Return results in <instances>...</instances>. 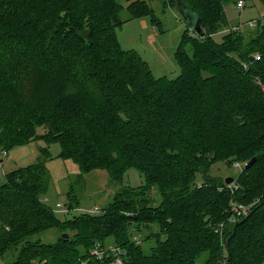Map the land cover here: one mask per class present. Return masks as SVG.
Instances as JSON below:
<instances>
[{
	"label": "trees",
	"instance_id": "trees-1",
	"mask_svg": "<svg viewBox=\"0 0 264 264\" xmlns=\"http://www.w3.org/2000/svg\"><path fill=\"white\" fill-rule=\"evenodd\" d=\"M164 1L197 16L203 31L181 33L175 78L155 77L120 46L117 0H0V150L41 138L80 174L102 169L121 181L133 167L144 178L97 212L60 219L42 198L52 156L41 147L40 161L0 185V254L16 255L5 264H110L111 254H91L109 242L122 264H264V21L215 41L230 0ZM126 10L154 21L145 0ZM253 156L236 188L207 175L215 162ZM66 197L64 213L79 208L72 186ZM231 200L251 205L235 216ZM221 221L220 240L212 225ZM50 228L54 241L31 238ZM141 229L156 239L149 252L133 239Z\"/></svg>",
	"mask_w": 264,
	"mask_h": 264
},
{
	"label": "rangeland",
	"instance_id": "rangeland-1",
	"mask_svg": "<svg viewBox=\"0 0 264 264\" xmlns=\"http://www.w3.org/2000/svg\"><path fill=\"white\" fill-rule=\"evenodd\" d=\"M130 1L132 0H117L122 5L119 16L124 20L119 26L115 27L120 46L126 50H135L147 62L155 77L175 78L180 73V68L174 59L173 52L179 43L181 33L187 28L191 30L190 19L187 20L184 12L164 0H145L153 8L154 21H151L148 16L129 18L126 6ZM224 11L227 17V25L213 35L215 41H220L222 35L231 26L240 25L239 28L247 29L252 27L247 26V22L255 21L259 17L263 19L264 4L260 0H244V6L239 8L234 0H230L224 4ZM185 12L187 11L185 10ZM189 14L187 13V15ZM37 132L42 133L43 128L38 127ZM44 146H47L52 158L45 160L49 180L47 190L42 198L45 197L44 202L54 210L56 216L60 219L69 218L94 206L102 209L107 206L115 191L121 186L136 187L144 183L141 173L133 167L125 171L121 181L111 180L102 169L80 174L77 163L71 159H62L56 156L60 151L58 143L54 142L47 145L41 138H35L29 143L15 145L3 154V162L0 164V185L5 181L3 174L6 172L40 161L42 159L40 148ZM243 166L244 163L242 162L232 164L223 161L215 162L210 166L207 175L220 180L233 177L232 184L236 185L235 179ZM202 180V176L198 174L197 183H201ZM71 186L77 194L80 206L69 213H64L61 211L62 207H58L57 203L65 206L66 194ZM151 203L155 204L153 198ZM238 203L244 205V203ZM208 208H211V206ZM204 219H207V215L204 216ZM223 222L212 225L213 233L220 240L222 239ZM151 229L158 231L156 225L151 226ZM58 234V230L50 228L33 235L31 238L48 242L54 241ZM138 234L144 251L149 252V247L155 245L156 239L153 237L146 238L147 229H141ZM163 234L161 239H164ZM112 245L109 242L106 247ZM15 256V252L10 251L0 254V264L11 262Z\"/></svg>",
	"mask_w": 264,
	"mask_h": 264
},
{
	"label": "built area",
	"instance_id": "built-area-1",
	"mask_svg": "<svg viewBox=\"0 0 264 264\" xmlns=\"http://www.w3.org/2000/svg\"><path fill=\"white\" fill-rule=\"evenodd\" d=\"M236 6L239 7V8H242L244 6V0H237L236 1ZM264 21V16H263V19ZM256 23V20L255 21H249L246 23L247 26H254ZM239 26L240 25H235V26H231L229 29L233 30V29H239ZM255 58H258L257 55H255ZM6 153V150H0V154H5ZM236 164V163H235ZM228 185L229 187H233V188H236L237 186L236 185H233L232 183H229V184H226ZM45 200V197L44 199ZM230 205V212L232 214H234L235 216H240V215H243V214H246L250 205L251 204H244V205H241L237 202H234V201H230L229 203ZM57 206L58 207H62L61 211H66L67 210V207H66V204L65 206H62V204L60 203H57ZM99 210V208L97 206H94L92 207L91 209H86V210H83V211H87V212H97ZM133 239L138 241L139 240V235H134L133 236ZM121 252L119 247L115 246V245H112V246H109V247H106V248H100L99 245L97 244L91 251V254L94 255L95 257H97L98 259H103V257L105 256V254L109 255L111 254L113 256V261L110 262V264H122V259H121ZM32 264H40L38 261H35L33 260L32 261Z\"/></svg>",
	"mask_w": 264,
	"mask_h": 264
},
{
	"label": "water",
	"instance_id": "water-1",
	"mask_svg": "<svg viewBox=\"0 0 264 264\" xmlns=\"http://www.w3.org/2000/svg\"><path fill=\"white\" fill-rule=\"evenodd\" d=\"M182 12H184L185 13V18L187 19V20H189L190 19V25H191V28L198 34V35H200V36H203V31H202V28H201V25H200V20H199V18L197 17V16H194L191 12H185V10L184 9H180ZM187 13H190L189 15H187ZM192 14V15H191ZM191 15V16H190ZM252 60V59H251ZM254 160H255V156H253L250 160H248L245 164H244V167L245 168H248L253 162H254ZM224 182L226 183V184H229V183H231V182H233V177H226L225 179H224ZM62 236L64 237V238H67L68 237V234L67 233H62Z\"/></svg>",
	"mask_w": 264,
	"mask_h": 264
},
{
	"label": "crops",
	"instance_id": "crops-1",
	"mask_svg": "<svg viewBox=\"0 0 264 264\" xmlns=\"http://www.w3.org/2000/svg\"><path fill=\"white\" fill-rule=\"evenodd\" d=\"M1 157H0V164L3 162V158H2V156H4V155H0ZM4 175V174H3Z\"/></svg>",
	"mask_w": 264,
	"mask_h": 264
}]
</instances>
